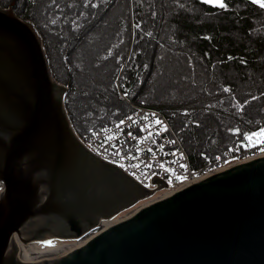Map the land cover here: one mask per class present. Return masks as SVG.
Returning <instances> with one entry per match:
<instances>
[{
    "label": "water",
    "instance_id": "obj_1",
    "mask_svg": "<svg viewBox=\"0 0 264 264\" xmlns=\"http://www.w3.org/2000/svg\"><path fill=\"white\" fill-rule=\"evenodd\" d=\"M67 91L34 24L0 6V264H264V155L105 229L168 184L143 187L90 152Z\"/></svg>",
    "mask_w": 264,
    "mask_h": 264
},
{
    "label": "trees",
    "instance_id": "obj_2",
    "mask_svg": "<svg viewBox=\"0 0 264 264\" xmlns=\"http://www.w3.org/2000/svg\"><path fill=\"white\" fill-rule=\"evenodd\" d=\"M74 1L78 0H55V2L53 0H0V6L6 7V5L11 4L19 12L20 16L32 22L39 32L43 39L53 77L68 86L65 104L77 132L84 134L91 129H100L116 120L123 113L128 112L131 106L127 103V98L134 104L151 106L164 112L174 126H176L186 147L188 146L187 149L192 166L199 168L232 143L239 142L246 132L264 123V119L261 120L255 117L256 111L247 112V107L252 102L254 103V101L256 102L264 97V83H261L264 80V20H262L264 19V8H261L258 4H253L251 0H224L226 7L222 9L218 5L204 3L202 0H188L194 5L195 12V9L194 11L186 10L188 7L187 3L180 4L178 1L173 2L176 0H134V2L133 0H128L130 33L128 39L131 41L133 38L132 49L134 51L132 50V55L129 58H126L124 53V61H122L120 68L116 72L113 83H110V80L106 76L102 78L104 80L102 83H97L95 79H90L91 77L86 75L87 73L79 71L77 68L74 69L77 63L71 69H67V65H65L61 57L62 52H64L63 56L73 64L75 56L72 57L71 55L72 47L77 44L80 48V45L86 40V36L89 35L90 29L81 31L73 40L69 41L68 39L65 42L52 31V22L54 21L47 22V15L51 14L49 20H55L61 16L58 12L60 5L62 6V10L66 9L63 7V4L73 9L84 6L85 0H79L80 3L76 4ZM124 3L125 0H108L103 4L106 7L100 11L99 15L98 9L95 10L97 17L91 23L96 24V26L101 25L107 15L105 12L111 10L110 18H107L112 24L110 35L114 38L117 37L116 40L121 39L120 42H122L123 49L125 41L122 39L127 36V31L124 25L120 24L121 19L116 20V18L124 16ZM119 4H122L121 8H117ZM48 8L50 11L47 14L46 10ZM158 8L160 9V13L157 10ZM121 12L123 13L122 15ZM134 12H136L137 18H135ZM138 18L143 20L144 23L141 30H138V27L141 26ZM169 23L176 31L175 34L172 32V27ZM152 28L154 31L148 35V30L152 31ZM70 34H74L73 31ZM172 35L174 40L184 43L190 53L194 54H189L186 57L183 54L184 58L179 64V66L182 65L183 69L180 68L178 70L180 72L186 71V74H189L190 77L185 79H180L179 77L176 79L177 82L172 81L173 77L170 78L173 74L175 76L178 75L175 69H173L174 64L172 63L173 67L171 68V62L169 61L170 59L171 61L174 59L171 57H168L169 59L165 58L164 54L160 52L161 46L159 45L161 42L168 43L170 46L178 44L174 40H165ZM144 43H146V48L143 50L139 45L141 46ZM49 44L57 45L59 47L58 51L56 53L50 51ZM148 45H152L149 48V52L151 53L150 60L145 58L146 55L144 54ZM107 49L109 51L111 48L108 47ZM123 49L118 51L121 53ZM81 51H86V60H90L89 62H91L93 58L91 54H88L87 49L81 48ZM73 55L76 54L74 53ZM159 55L161 56L159 57ZM162 58L170 63V66L167 68L170 76L166 77V83L172 81V84H160L156 90H149L147 88L149 77L147 76L151 72H148V68L150 67L149 71H153L156 61ZM126 60L127 64H132L124 72L120 69L122 66V70L124 69ZM190 60L192 61V66L189 62ZM194 60L196 61L194 62ZM55 64L58 66L56 67ZM79 74L83 78L88 76L86 79L91 81V85H94V83L98 85L99 90L96 91L97 95L95 97L100 103L106 104L109 109L99 112L95 109V106H90L88 110L91 113H88L91 115V118L86 119L87 122L82 120L80 110L77 107L78 101H76V98L80 92V83L77 82ZM122 74H126L125 77L122 78ZM253 84L254 86H251ZM175 87H177V94L173 90L172 92L169 91V89ZM248 87L250 89L245 90ZM225 88H228L229 91L225 92ZM145 89H147L148 93L149 91L153 92L151 96L165 97L167 103L156 102L154 99L153 101L147 100L145 96L148 97L149 95L144 93L146 92ZM113 91L117 93L118 99L116 100L112 94ZM247 92H255L259 96L249 98L243 103L240 102L238 97L241 98ZM223 94H228L236 101V110L228 106L226 98H222L224 99L223 102L221 98H216L221 97ZM224 101L230 113L234 112L237 114L236 118L239 123L227 126L222 130L219 127V123L221 126L222 123L229 121L227 118L229 111L223 107L225 106ZM204 102L215 104V108L224 111L226 114L221 115L219 112L206 111V109L188 111L190 106L202 107ZM114 106L120 109L117 114L108 116L103 120L104 114L108 111L112 113L110 109ZM179 109H183L182 111L184 112L182 113L186 115L180 113ZM170 113H174L172 117ZM176 114L178 116L181 115V117H176ZM77 115L82 119H79ZM183 117H187V120L182 119ZM217 118L218 123L215 124L216 128H211L208 126L210 124L204 123L205 121L209 122ZM198 122L204 123L205 126L204 124L199 126L200 123ZM236 130H239V133ZM224 133L232 135L234 140L228 143L226 147L221 148L220 143L222 142L219 138ZM206 154H208V157Z\"/></svg>",
    "mask_w": 264,
    "mask_h": 264
},
{
    "label": "rangeland",
    "instance_id": "obj_3",
    "mask_svg": "<svg viewBox=\"0 0 264 264\" xmlns=\"http://www.w3.org/2000/svg\"><path fill=\"white\" fill-rule=\"evenodd\" d=\"M107 1L108 0H85L84 3H83L84 6L79 7V8H74V9L70 8L69 6H67L65 4H63V7H65L66 9L62 10L61 9L62 8L61 5L58 7V12L61 14V16L59 18H57L55 20H49V17H50L51 14L46 16V17H48L47 22L54 21V22H52V25H53L52 31L55 33V35L59 36L62 39V41H65V42L68 39H69V41L73 40L74 37L78 36L79 33H81V31L83 32V31H87L88 29H90V31L88 32L89 35L86 36V40H84V42L80 45V48H79V46L77 44L73 45V47H72V54L71 55H72V57L75 56V59H73V64L70 61H67V58L65 56H63L64 52H62L61 57H62V60L65 63V65H67V69L68 68L71 69L73 67V65L75 63H77V66H75L74 69L77 68L79 71L87 73L86 75L91 77L90 79H92V78L95 79L97 81V83H102L104 81L102 78H105V76L107 77L108 80H110L109 81L110 83L111 82L113 83L115 81L114 76H115L116 72L118 71V69L120 68V65H121L122 61H124V58H123L124 53L126 55V58H129L132 55V50L134 51V49H132L133 38H132L131 41L128 39L129 38V34H130L129 33V13H128L129 12V6H128V0H125V3H124L125 5H123L124 8L122 6V8L125 11L124 12L125 13L124 16H119V17L116 18V20L117 19L118 20L121 19V23L120 24L124 25V27H125V29L127 31V36L122 39L123 41H125L124 49L122 47V42H120L121 39L120 40H116L117 37L114 38L113 36L110 35L111 34L110 27L112 26V24H111V22L108 21L107 18H110V11L111 10H107L105 12V14L107 13V15L103 19V22H102L101 25H99V26L97 25L96 26V24H91L92 21L97 17V15L95 14V10L98 9V15H99L100 11L105 9L106 5H103V4H105ZM177 1L180 4L187 3L188 7L186 8V10L194 11V9H195L194 5H192L188 0H176V1H173V2H177ZM74 2H75V4L76 3H80L79 0L78 1H74ZM133 2H134V0H133ZM93 5H95V7H93ZM121 5L122 4H119L117 8H121ZM133 7H134V5H133ZM3 8H8V9L12 8L18 15H20L19 12L15 9V7L12 6L11 4L10 5H6V7L3 6ZM49 8H48V10H46L47 14L50 11ZM99 8H100V10H99ZM157 10L160 13V9L158 8ZM60 11H63V12H60ZM195 12H196V9H195ZM122 14L123 13L121 12V15ZM134 14H135V18H137L136 17L137 16L136 12H134ZM155 14H156V12H155ZM118 15H119V13H118ZM138 19L141 22V26L138 27V30H141L143 25H144V23H143V20H141L140 18H138ZM262 20H264V19H262ZM46 26H47V24H46ZM170 26H171V24H170ZM102 28H104V29H102ZM260 28H261V26H260ZM71 31H73L74 34H70ZM148 31H149V33H147V34L150 35L151 32L154 31V29L152 28V31L151 30H148ZM172 32L174 34L176 32L173 29V27H172ZM230 36H231V33H230ZM94 37H97V38H94ZM130 38H131V36H130ZM167 39L168 40H174L173 35L171 37H169V38H166L165 40L167 41ZM174 41L176 43H178L179 45L178 44H174V45L170 46L168 43H165V42L164 43L161 42L159 45L161 46L160 52L162 54H164L165 58L166 57L167 58L171 57L172 59H174L172 61L170 59L169 61L171 62V68L173 67L172 63L174 64L173 69H175V71H176V73H178V75L175 76L173 74L172 76H170V74L168 73V70H167V68L170 66L169 65L170 63L167 62L166 60H163V58L162 59H158L156 61L155 68L153 69V71H151V70L149 71L150 67L148 68V72H151V73L148 74L149 76H147V77H149V83H147V85H148L147 88H149V90H156L157 87L160 84H168V83L172 84V81L177 82L176 79H178L179 77H180V79H185V78H189L190 77L189 74L188 75L186 74V71L183 70V71L180 72L178 69H180V68L183 69L182 65L179 66V64L182 62L184 56L186 57L189 54H191V55H194V54L192 52L190 53L189 49L181 41H176V40H174ZM145 45H146V43L142 44L141 46L139 45V47L141 49L143 48V50H144L146 48ZM129 46H131L130 50H129ZM108 47L111 48V49H109V51L107 49ZM151 47H152V45H148V48L144 51V54L146 55L145 58H148V60H150V56H151V53L149 52V48H151ZM49 48H50V51H52L54 53H56L58 51V49H59V47L57 45H55V44L54 45L53 44L52 45L49 44ZM81 48L87 49L88 54H91V56L93 58L91 60V62H89L90 60H86V55H87L85 53L86 51L85 52L81 51ZM120 49H123L121 53L118 51ZM73 50H74V52H73ZM76 50H78V51L75 52ZM160 52H159V54H161ZM74 53L76 55H73ZM183 54H184V56H183ZM65 55H66V53H65ZM160 56L161 55H159V57ZM187 58L189 59V57H187ZM195 61L196 60H194V62ZM116 62H117V64H115ZM189 62L191 64V66H192V61L190 60ZM103 64H105V65H103ZM124 64H125L124 65L125 66L124 69L122 70V67H123L122 66L120 70L125 72L127 69L130 68L132 63L131 64H127V60H126ZM57 66L58 65H56V67ZM194 71L196 72V69ZM125 75L126 74H122V78L125 77ZM75 76H77V75H75ZM88 76L86 78H88ZM168 76H170V78H172V77L173 78H172V81L166 83V77H168ZM98 77H99V79H98ZM86 78H83V76L80 75V74L77 76V82L80 83V87H79V91L80 92L78 93L76 101H78L77 107L79 108L80 115H81V117L83 119L80 118V116H78V115H77V117L79 119H82L84 122H87L86 119H90L91 118V115L89 114L91 112H89V110H88L90 108V106H95L96 107L95 109L97 111H99V112L100 111L109 110L108 107L106 106V104L100 103L99 100L96 99V97H95L97 95L96 91L99 90L98 85L95 84V83H94V85H91L90 84L91 81L87 80ZM261 83H264V80ZM255 85H257V83H255ZM251 86H254V84L251 85ZM173 87H174V85H173ZM247 89H250V88L249 87L245 88V90H247ZM146 90L147 89H145V91ZM172 90L177 94V87L169 89L170 92H172ZM157 92H155V93H157ZM144 93L149 95L148 97L145 96L147 98V100H149V101H151V100L153 101V99H154V101H156V102L159 101V102H162L163 104L167 103L165 97H154V96H151L152 93H153L151 91H149V93H148V91H146ZM144 93H142V94H144ZM112 94H113L115 100L118 99L116 92L113 91ZM160 94H162V93L160 92ZM254 96H259V94L255 93V92H247L246 94L241 96V98L238 97V99H239L240 102L243 103V102L247 101L249 98H252ZM216 98H218V99L219 98H221V99L222 98H226L228 106L232 107L234 110H236V101H234L228 94H223L221 97H216ZM140 99H142V98H140ZM211 99H214V98H211ZM206 100H209V99H206ZM223 100L224 99H222V102H223ZM127 103H128V101H127ZM186 105H188V104H186ZM223 107L226 108V102H225V106H223ZM195 109H206V111H216V112H219V114H221V115H225L226 114L224 111L218 110L217 108H215V104H211L209 102H207V103L204 102L202 107H191L190 106L188 108V111H193ZM110 110H112V113H110L111 111L110 112L109 111L106 112L104 114V117H102L103 120H105L108 116H112V115L117 114V112L120 109L118 107L114 106ZM182 110L183 109H179L180 113L184 112ZM74 111L76 112L75 108H74ZM252 111H256L255 117L257 119H261V120L264 119V97H263V99L257 100L256 102L254 101V103L252 102L247 107V112H252ZM125 113H127V112H125ZM125 113H123L122 115H124ZM173 114L174 113H172V114L170 113L171 117H172ZM182 114H184V113H182ZM184 115H186V114H184ZM236 115H237L236 113H234V112L230 113V111H229L228 114H227V116H228L227 118H228L229 121L225 122V123H222L221 126H220V123H219V127H221L222 130H224V128H226L227 126L235 125V123L238 124L239 121L237 120ZM75 116H76V114H75ZM176 117L180 118L181 115L178 116L176 114ZM218 118L216 120L213 119V121H209V122L205 121L204 123L210 124L208 126H210L211 128H213V127L216 128L215 124L218 123ZM182 119L187 120V117L186 118L183 117ZM219 119H221V118H219ZM103 120H100V121H103ZM198 123H200V122H198ZM204 123H200L199 126L203 125ZM204 126H205V124H204ZM219 140L222 142V143H220V145H221V148H223V147H226L228 143H231L234 140V137L232 135H230L229 133H224V135L220 136ZM192 149H193V147H192ZM199 156H200V154H199ZM206 156L208 157V154H206ZM157 197H159V195L154 197V198H157ZM135 209H133V210H135ZM133 210H131L130 212H132ZM130 212H128V213H130ZM128 213H126L124 215H127ZM92 232H95V231H92ZM76 241H81V239H78Z\"/></svg>",
    "mask_w": 264,
    "mask_h": 264
},
{
    "label": "built area",
    "instance_id": "obj_4",
    "mask_svg": "<svg viewBox=\"0 0 264 264\" xmlns=\"http://www.w3.org/2000/svg\"><path fill=\"white\" fill-rule=\"evenodd\" d=\"M126 100L131 106L127 113L101 129H93L86 135L78 136L89 151L122 168L145 187L152 185L150 174L166 180L173 190L186 182L192 181L188 183L191 184L199 181L201 175L208 176L264 155L261 138L253 136L251 140L243 138L240 143L226 147L211 162L193 169L189 151L169 117L157 108ZM129 117L132 119L129 120ZM157 119L162 122L160 125L155 124ZM121 120L125 124L117 128ZM261 128H264V123L247 132V135L259 132ZM109 136L113 138L109 140ZM117 150L118 154H114Z\"/></svg>",
    "mask_w": 264,
    "mask_h": 264
},
{
    "label": "snow or ice",
    "instance_id": "obj_5",
    "mask_svg": "<svg viewBox=\"0 0 264 264\" xmlns=\"http://www.w3.org/2000/svg\"><path fill=\"white\" fill-rule=\"evenodd\" d=\"M53 2H55V0H53ZM202 2H204V3H212V4H215V5H218L222 9L226 7V4H225L224 0H202ZM251 2L253 4H258L261 8H264V0H251ZM93 7H95V5H93ZM224 91L225 92H228L229 89L228 88H225ZM128 119L131 120L132 118L129 117ZM144 119H147V117H145ZM154 122L157 125H160L162 123L158 119L155 120ZM124 124H125V121L124 120L119 121V123L117 124V128H120ZM104 130L107 131V129H104ZM236 132L239 133V130H236ZM129 135H130V133H129ZM149 136H151V133H149ZM253 136L260 137L261 138V141L260 142H261L262 145H264V128H261L259 132L252 133L251 135H247L246 134L244 136V139L245 140H251ZM112 138L113 137H111V136L108 137L109 140H111ZM149 151H151V149H149ZM114 154H118V150H117V153H114ZM123 166L124 165H121V167H123ZM147 166L148 167H151V165H147ZM133 167H139V165H133ZM161 167H163V165H161ZM181 167H184V166L181 165ZM178 179H179V177H178ZM45 246H49L50 247V246H52V244H51L50 241L49 242H45Z\"/></svg>",
    "mask_w": 264,
    "mask_h": 264
},
{
    "label": "bare ground",
    "instance_id": "obj_6",
    "mask_svg": "<svg viewBox=\"0 0 264 264\" xmlns=\"http://www.w3.org/2000/svg\"><path fill=\"white\" fill-rule=\"evenodd\" d=\"M88 7H89V6H88ZM105 64H106V63H105ZM105 64H103V65H105ZM105 70H106V69H105ZM97 72H98V71H97ZM122 116H123V115H122ZM119 118H120V117H119ZM119 118H118V119H119ZM116 120H117V119H116ZM204 177H206V174L200 176L201 179L204 178ZM200 178H199V179H200ZM190 182H192V181H189V182H186V183H184V184H182V185H179L177 188H175V189H173V190H166V191H164L162 194L159 195V197L150 199V200L147 201L145 204H143V205L137 207L135 210H133L132 212L128 213L127 215L120 216L119 218H117V219H115V220H113V221H109V222H106V223L101 224V227L107 229V228H109V227H111V226L117 224L118 222H120V221L126 219L127 217H129L130 215H132L136 210H138V209H140V208H142V207H145V206H147V205L153 203L154 201H158V200H160V199H163V198L169 196L172 192H174V191H176V190H178V189H180V188H184V187L187 186V185H190V184H188V183H190ZM191 184H193V183H191ZM86 239H89V238L82 239L81 241L86 240Z\"/></svg>",
    "mask_w": 264,
    "mask_h": 264
}]
</instances>
